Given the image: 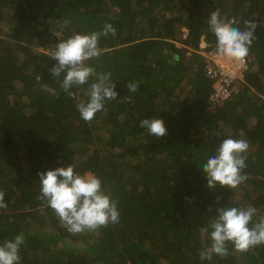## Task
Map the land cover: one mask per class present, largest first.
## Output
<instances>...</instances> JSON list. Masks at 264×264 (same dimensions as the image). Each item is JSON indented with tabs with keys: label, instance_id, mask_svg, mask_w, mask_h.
<instances>
[{
	"label": "trees",
	"instance_id": "1",
	"mask_svg": "<svg viewBox=\"0 0 264 264\" xmlns=\"http://www.w3.org/2000/svg\"><path fill=\"white\" fill-rule=\"evenodd\" d=\"M212 11L234 15L240 28L257 24L243 77L217 102L195 50L201 36L216 42ZM65 19L64 38L116 29L88 63L111 73L118 97L91 122L76 108L89 84L70 89L72 98L63 74L49 72ZM128 82L138 83L135 93ZM144 118H163L168 135H149ZM228 137L248 141L247 179L209 188L200 166ZM71 163L101 179L118 223L72 235L38 198L37 172ZM0 191V243L23 234L20 264H264V245L239 252L229 243L226 256L199 258L211 243L200 230L217 207L251 204L254 221L264 216V0H0Z\"/></svg>",
	"mask_w": 264,
	"mask_h": 264
},
{
	"label": "clouds",
	"instance_id": "2",
	"mask_svg": "<svg viewBox=\"0 0 264 264\" xmlns=\"http://www.w3.org/2000/svg\"><path fill=\"white\" fill-rule=\"evenodd\" d=\"M235 21L222 18L219 11H212L208 16L210 31L216 38V52L227 59L243 63L255 39L257 24L254 21H243L244 27L235 25ZM70 24L69 20L57 24L60 39L54 48L47 53L56 63L49 69L54 78L61 77V89L69 97L75 98L70 89L74 86L89 84L85 91L87 100L76 104L80 117L85 122H91L96 113L104 110L106 100L118 97L115 82L110 72L99 73L88 61L101 55L99 40L101 36L115 35L116 29L110 24H104L100 31L91 33L73 32L64 38L62 32ZM92 81L89 83V81ZM126 88L135 93L137 82H128ZM128 103L133 102L129 96L124 97ZM140 127L156 138L168 135L163 118L141 119ZM248 141L228 137L223 139L200 168L205 174L207 186L215 188L217 184L229 189H235L247 179L242 174L246 167ZM74 164L66 167H56L38 171V198L50 207L61 226L70 234L96 232L119 222L120 213L117 202L111 194L102 187L101 179L87 171L78 173ZM219 199V198H218ZM4 192L0 191V209H6ZM216 217L208 227L201 228V235L210 240L209 246L199 252L201 260H211L213 254L224 257L228 254V244L234 250L247 252L250 248L264 245V216L258 220L257 209L251 204L246 207H217ZM209 227L212 229L209 232ZM24 243L23 234L15 235L14 239H6L0 243V264H20V246Z\"/></svg>",
	"mask_w": 264,
	"mask_h": 264
},
{
	"label": "built area",
	"instance_id": "3",
	"mask_svg": "<svg viewBox=\"0 0 264 264\" xmlns=\"http://www.w3.org/2000/svg\"><path fill=\"white\" fill-rule=\"evenodd\" d=\"M226 19L237 21L234 15ZM195 50L202 55L205 74L213 81L210 99L217 102L229 97L233 93V84L243 77L250 57L247 55L243 63L222 57L216 52V42L210 46L203 36Z\"/></svg>",
	"mask_w": 264,
	"mask_h": 264
},
{
	"label": "rangeland",
	"instance_id": "4",
	"mask_svg": "<svg viewBox=\"0 0 264 264\" xmlns=\"http://www.w3.org/2000/svg\"><path fill=\"white\" fill-rule=\"evenodd\" d=\"M183 30L186 31V28L183 27Z\"/></svg>",
	"mask_w": 264,
	"mask_h": 264
}]
</instances>
